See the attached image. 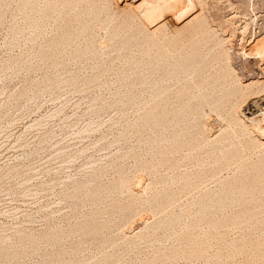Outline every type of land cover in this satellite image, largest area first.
Returning a JSON list of instances; mask_svg holds the SVG:
<instances>
[{
	"label": "rangeland",
	"instance_id": "obj_1",
	"mask_svg": "<svg viewBox=\"0 0 264 264\" xmlns=\"http://www.w3.org/2000/svg\"><path fill=\"white\" fill-rule=\"evenodd\" d=\"M28 1L44 3L0 0V264H264V189L219 211V218L253 212L236 225L200 223L196 215V203L208 201L205 192L220 183L214 177L226 179L233 170L224 169L219 177L206 172L202 184L181 190L176 203H160L166 193L159 188L162 182L152 184L150 127L134 126L153 91L138 76L146 79L150 72L144 61L129 64L151 46V39L122 49L130 31L117 36L114 45L109 29L96 26L95 45L87 34H77L51 60H43L40 48L60 32L62 13H55L56 22L38 26L35 17H25L34 14ZM112 1L115 10L123 7ZM232 2L243 13L258 11L264 17V0ZM228 9L216 10L208 2L203 13L218 28ZM68 26L76 30L83 25L74 20ZM240 37H234L236 49ZM240 60L235 64L239 69ZM106 66L109 70L100 74ZM212 117L204 118L201 127L206 121L212 126L218 116ZM209 126L202 127V135L211 133ZM168 168L159 175L174 182L178 171ZM180 168L191 166L184 162ZM124 177L131 186L117 188ZM168 215L176 220L159 225ZM93 226L100 228L95 235L88 232Z\"/></svg>",
	"mask_w": 264,
	"mask_h": 264
},
{
	"label": "bare ground",
	"instance_id": "obj_2",
	"mask_svg": "<svg viewBox=\"0 0 264 264\" xmlns=\"http://www.w3.org/2000/svg\"><path fill=\"white\" fill-rule=\"evenodd\" d=\"M119 1L123 7L118 6L117 10L108 0H44L43 5L28 1L34 14L27 13L25 17H35L38 26L42 27L52 20L56 22L55 13H62L63 20L58 23L60 32L40 48L39 56L43 60H51L52 53L65 43H73V37L77 34H87L90 44L95 45L97 37L93 29L96 26L109 29L108 36L112 42L123 32L128 34L130 31L131 37L128 34L129 37L121 41L122 46L119 45L122 49L130 50L128 47H132L135 40L140 42L138 39L149 37L151 46L140 50V57L132 58L129 64L137 65L144 61L150 72V76L147 74L149 80L138 76L142 84L149 81L153 91L134 126L150 127L153 154L152 159H149V168L152 184L157 182L160 186L159 182H162L164 188H159L166 193L165 196L162 194V199L159 197L160 203L168 206L176 203L174 200L181 194L180 191L191 186L198 188L201 181L206 179V172L219 177V172L228 169V173L231 169L233 172L230 170L232 174H228L226 179L214 177L216 183L220 182L217 183L219 188L215 185L216 188L208 190V187V192H205L208 195L201 194L208 201L203 196L201 199L206 202L200 199H197L199 203L194 202L200 205L196 215H200L197 218L200 223L201 220L204 223L209 220V223L216 225L224 221L234 224L239 219L242 222L241 219L253 213L248 206L250 212L236 211L231 216L220 218L218 215L227 205L242 202L247 194L264 189V32H261L262 25L259 22L262 15H258V11L251 15L249 12L243 13L239 10V4L235 5L232 0ZM208 2L216 10L223 6L232 10L225 13V25L216 23L218 28H214V24L210 23L208 16L203 13ZM80 4L83 9H78ZM74 20L82 21V28H69L68 25ZM115 21L116 25L110 30V25ZM226 25L232 28L230 32L225 29ZM237 33L241 35L236 36ZM239 36V48L236 49L233 40ZM77 52L82 55L80 49ZM237 58L242 60L240 69L235 65ZM244 69L249 71L244 73ZM108 70L106 66L99 73ZM99 73L95 76H99ZM213 113L218 119L209 122L212 126L206 121L202 127H206V130L207 126L213 128L211 133L202 135L203 120L212 117ZM184 162L191 169L181 170ZM166 166L178 171L174 182L170 180L172 183L164 174L159 175ZM196 166L199 169H194ZM203 176L205 179H202ZM115 186L129 188L131 179L120 178ZM168 218L159 222V225L176 220L172 215H168ZM197 221L192 223L196 225L199 223ZM99 229L93 226L88 232L95 235Z\"/></svg>",
	"mask_w": 264,
	"mask_h": 264
}]
</instances>
